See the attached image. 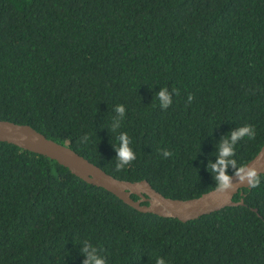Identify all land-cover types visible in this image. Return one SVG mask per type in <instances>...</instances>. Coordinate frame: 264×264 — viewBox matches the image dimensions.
<instances>
[{
    "label": "trees",
    "instance_id": "trees-1",
    "mask_svg": "<svg viewBox=\"0 0 264 264\" xmlns=\"http://www.w3.org/2000/svg\"><path fill=\"white\" fill-rule=\"evenodd\" d=\"M0 120L116 179L198 198L264 144V0H0ZM246 125L255 136L232 143ZM257 177L233 197L244 206L183 223L0 142V264H86V248L106 264H264Z\"/></svg>",
    "mask_w": 264,
    "mask_h": 264
},
{
    "label": "water",
    "instance_id": "water-1",
    "mask_svg": "<svg viewBox=\"0 0 264 264\" xmlns=\"http://www.w3.org/2000/svg\"><path fill=\"white\" fill-rule=\"evenodd\" d=\"M0 142L56 162L86 184L109 192L140 213L176 219L183 223L227 207L244 206L243 198L234 202L233 197L243 189L251 188L246 173L253 170L256 176L264 174L263 144L257 155L229 178V187L216 188L190 200H173L156 192L147 181L128 182L114 178L70 148L47 139L30 126L0 120ZM241 176L244 178L241 179ZM131 196L138 197V200H133Z\"/></svg>",
    "mask_w": 264,
    "mask_h": 264
},
{
    "label": "clouds",
    "instance_id": "clouds-1",
    "mask_svg": "<svg viewBox=\"0 0 264 264\" xmlns=\"http://www.w3.org/2000/svg\"><path fill=\"white\" fill-rule=\"evenodd\" d=\"M159 102H164L165 104L169 103L168 101V91L167 88H161V91L157 94ZM189 101L192 100V97L189 96ZM118 112L123 113L124 112V107L123 106H118L116 109ZM247 135L249 138H252L255 136V131L253 130V127L251 125H246L244 127L239 128L237 131H234L230 133V138L232 143H235V141L243 136ZM120 141L122 142L121 146L118 148L119 152V157L118 159L122 160L125 162V164L129 163L132 159H135V156L130 152L128 144V138L127 135L124 134L120 137ZM221 151H220V159H219V164L222 165L225 163L224 157L225 156H230L232 154V149L227 146V140L219 146ZM170 155V153L165 152V156ZM124 166L121 165L120 163L116 164L117 170L123 168ZM217 167V165H214L213 168ZM246 176L249 179L250 185L255 187L256 185L259 184V177L255 175V172L253 170H250L246 173ZM244 177L241 176V179ZM230 186V180L227 176L221 177L217 176V187L220 189H225ZM86 254L88 255V260L86 261V264H106V262L103 259L98 258L94 253L95 249L94 248H86L85 249ZM156 264H166L164 259L157 258Z\"/></svg>",
    "mask_w": 264,
    "mask_h": 264
}]
</instances>
